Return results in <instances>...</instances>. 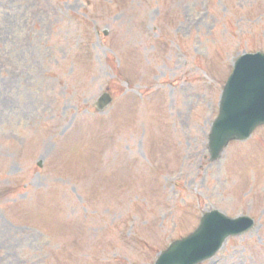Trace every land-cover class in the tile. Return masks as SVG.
<instances>
[{"label": "rangeland", "instance_id": "rangeland-1", "mask_svg": "<svg viewBox=\"0 0 264 264\" xmlns=\"http://www.w3.org/2000/svg\"><path fill=\"white\" fill-rule=\"evenodd\" d=\"M257 50L264 0H0V264H153L212 209L255 226L199 264H264V126L207 148Z\"/></svg>", "mask_w": 264, "mask_h": 264}, {"label": "water", "instance_id": "water-1", "mask_svg": "<svg viewBox=\"0 0 264 264\" xmlns=\"http://www.w3.org/2000/svg\"><path fill=\"white\" fill-rule=\"evenodd\" d=\"M109 101L102 96L98 106ZM264 123V53L247 54L235 64L220 101V112L209 135L212 159L230 139H243ZM252 225L247 218L230 219L218 211L204 215L198 229L171 243L155 264H196L210 257L229 234H239Z\"/></svg>", "mask_w": 264, "mask_h": 264}]
</instances>
